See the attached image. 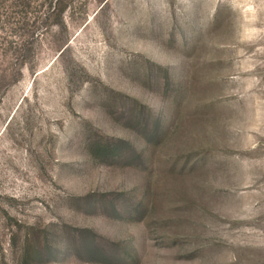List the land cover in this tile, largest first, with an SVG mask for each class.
Segmentation results:
<instances>
[{
	"label": "rangeland",
	"instance_id": "374dc122",
	"mask_svg": "<svg viewBox=\"0 0 264 264\" xmlns=\"http://www.w3.org/2000/svg\"><path fill=\"white\" fill-rule=\"evenodd\" d=\"M0 264H264V0H0Z\"/></svg>",
	"mask_w": 264,
	"mask_h": 264
},
{
	"label": "trees",
	"instance_id": "16d2710c",
	"mask_svg": "<svg viewBox=\"0 0 264 264\" xmlns=\"http://www.w3.org/2000/svg\"><path fill=\"white\" fill-rule=\"evenodd\" d=\"M121 143V142H120ZM116 142H112L110 140H106L104 143L100 145H96V149L93 156L101 161L106 163H121L122 161H133L135 162H144L145 161V151L140 148L139 150L132 144L124 146V143L120 144ZM127 149L130 150L128 154Z\"/></svg>",
	"mask_w": 264,
	"mask_h": 264
}]
</instances>
